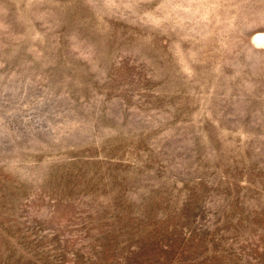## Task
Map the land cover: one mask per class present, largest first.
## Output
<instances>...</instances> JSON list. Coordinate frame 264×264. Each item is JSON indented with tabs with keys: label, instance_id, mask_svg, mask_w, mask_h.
<instances>
[{
	"label": "rangeland",
	"instance_id": "1",
	"mask_svg": "<svg viewBox=\"0 0 264 264\" xmlns=\"http://www.w3.org/2000/svg\"><path fill=\"white\" fill-rule=\"evenodd\" d=\"M0 264H264V0H0Z\"/></svg>",
	"mask_w": 264,
	"mask_h": 264
}]
</instances>
